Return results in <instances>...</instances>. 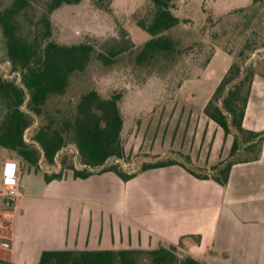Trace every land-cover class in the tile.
Wrapping results in <instances>:
<instances>
[{"label": "crops", "instance_id": "obj_1", "mask_svg": "<svg viewBox=\"0 0 264 264\" xmlns=\"http://www.w3.org/2000/svg\"><path fill=\"white\" fill-rule=\"evenodd\" d=\"M205 21L204 16L201 26ZM218 46L201 75L185 81L199 80L210 71ZM222 48L227 63L208 95L175 93L164 99L135 128L138 148L124 145L125 153L141 149L167 158L179 152L204 169L229 158L233 133H225L204 111L234 60ZM243 127L264 132L260 63L254 69ZM259 149L256 159L232 164L226 185L199 178L180 162L147 168L126 181L114 171L76 177L72 169L46 181L44 169L9 157L2 164L0 188L5 190L4 164L14 162L20 194L11 211H0V264H38L46 249H149L181 239L203 264H264V140ZM197 234L200 242L191 236Z\"/></svg>", "mask_w": 264, "mask_h": 264}, {"label": "trees", "instance_id": "obj_2", "mask_svg": "<svg viewBox=\"0 0 264 264\" xmlns=\"http://www.w3.org/2000/svg\"><path fill=\"white\" fill-rule=\"evenodd\" d=\"M31 1L13 0L9 6L0 9V26L5 33L8 46L12 43L9 31L17 29L19 17ZM80 1L82 0H49L46 12L40 18L41 25L33 40L24 50L7 52L14 68L21 72L23 86L0 76V95L7 105L4 120L0 123L1 146L15 152L23 161L38 169H42L41 158L53 167H58L57 170L44 171L46 181L61 178L64 169L67 168L72 169L76 177H87L95 171H114L126 181L147 168L180 162L195 176L212 178L226 185L231 166L237 160L234 156L241 142H246V148L255 152L242 161L258 157L260 143L264 140V132L247 130L243 127L254 70L245 71L242 63L238 61L242 56V51L235 53L229 48L227 49L233 55L234 60L216 86L204 111L224 129L225 133H233L234 139L229 158L209 169L195 167L187 155L179 152L175 156L144 161L134 171L124 169L118 161L124 162L125 160L124 142L121 136L124 120L115 100L120 97V92L113 93L106 99L100 98L96 89L87 91L78 100L77 114L73 120H63L60 127L55 126L53 121L44 124L35 131L33 142H28L25 138V131L30 126L31 119L28 112L22 108L26 99L25 95L27 93L29 95L27 100L29 109L37 114L41 113L49 95L64 93L70 75L75 71L84 70L94 54V45L88 41L69 44L48 39L52 35L49 14L62 4H73ZM151 1L153 10L148 15L137 19V24L150 34V38L138 54L139 61H144L160 52L179 51L176 48V41L165 34V31L181 21L176 14L178 0ZM95 2L101 7H107L110 0H95ZM203 9L209 12L206 19L208 22L212 15H215L206 6H203ZM183 21L187 22L188 19L184 18ZM206 28L202 30L201 40L209 39L208 43L197 42L190 47V51H195L197 57L203 52L208 54L203 63H199L196 60L197 57H194L196 61H190L191 67L193 68L196 64L195 68L198 71L194 75L178 78L176 84L179 87L186 79L199 77L216 50L217 45L210 42L213 39V33ZM131 46L132 44L116 42L107 52L100 51L96 56L104 64L110 65L115 62L118 54L129 50ZM70 130L73 132V139L84 165L82 168H76L72 162L67 163L66 157L62 158L60 166H55L56 156L66 145V133ZM110 158L116 160L112 164H107ZM191 236L196 242H200L199 234ZM185 248V243L181 239L178 244L161 245L149 249H46L41 252L38 264H203L202 260ZM180 250L185 253L180 255L182 253ZM0 262L3 260L0 259Z\"/></svg>", "mask_w": 264, "mask_h": 264}, {"label": "rangeland", "instance_id": "obj_3", "mask_svg": "<svg viewBox=\"0 0 264 264\" xmlns=\"http://www.w3.org/2000/svg\"><path fill=\"white\" fill-rule=\"evenodd\" d=\"M48 1H31L25 12L20 15L17 29L9 31V36L12 38L9 46L0 26L1 78L18 84L15 73L21 74V72L14 68L7 52L24 50L33 40L41 25L40 18L46 12ZM12 2L13 0H0V9L9 6ZM203 6L220 15L211 14L210 21H205L201 26L203 17L207 19L209 14ZM210 6L212 9L209 8ZM152 10L151 0H110L107 7L99 6L95 0H82L79 3L62 4L49 14L52 35L48 39L69 44L88 41L94 45L95 50L88 66L70 75L64 93L49 95L41 113L37 114L27 106L29 95L25 88L27 94L22 108L28 112L31 119L30 126L25 131L28 142H33L35 131L44 124L53 121L55 126L60 127L63 120H73L77 114L76 105L80 96L91 89H96L100 98L106 99L113 93H121L115 100L124 120L122 139L124 145L132 146L136 150L139 140L133 138L135 128L152 115L164 99L170 98L175 93L200 96L209 92L227 63L225 56L228 53H224L222 46L235 53L242 51L238 61L242 63L245 71L254 70L259 63L260 67L262 64L264 66V0L256 2L254 0H178L176 14L181 21L165 31V34L176 41V48L179 51L160 52L144 61H139L138 54L150 38V34L137 24V19L148 15ZM184 18L188 21L184 22ZM204 27L209 28V32L213 33L210 42L219 45L220 53H217L210 71L201 79L185 81L179 87L176 84L178 78L194 75L198 71L195 68L197 65L192 68L190 61L198 60L199 63H203L208 54L203 52L197 57L195 51H190V47L197 42L208 43L209 39L201 40ZM116 42L128 43L132 46L129 50L118 54L114 63L104 64L96 56L97 53L107 52ZM194 57L198 59L195 60ZM174 103L176 102H166V104ZM6 112L7 105L0 95V123L4 120ZM66 141L64 148L56 156L55 166H60L62 158L66 157L67 163L72 162L76 168H82L83 164L72 130L66 133ZM254 153L253 150L246 148V142H241L234 157L237 160L244 159ZM9 157L19 158L15 152L0 145V172L4 160ZM158 158V155L145 153L140 149L136 153L132 151L125 153L124 162L118 161L124 169L134 171L144 161H154ZM115 160L110 158L107 164H112ZM40 164L44 170H54L44 158H41ZM5 196L6 189L0 188V211L2 209L11 211L13 206L6 203ZM180 251H182L180 255L185 253L183 250Z\"/></svg>", "mask_w": 264, "mask_h": 264}, {"label": "built area", "instance_id": "obj_4", "mask_svg": "<svg viewBox=\"0 0 264 264\" xmlns=\"http://www.w3.org/2000/svg\"><path fill=\"white\" fill-rule=\"evenodd\" d=\"M16 81L18 85L23 86L22 82V75L20 73H15ZM23 106V105H22ZM9 165H12V167H9ZM17 165L13 162H6L4 164V170H3V183L5 185L6 189V203L8 205H12L15 200L18 198L20 194L19 190V176H18V169L16 167ZM84 167V165H83ZM2 245L7 247V242H2Z\"/></svg>", "mask_w": 264, "mask_h": 264}]
</instances>
